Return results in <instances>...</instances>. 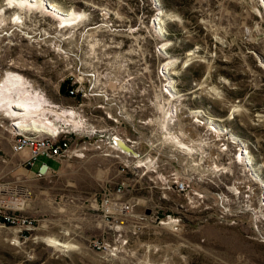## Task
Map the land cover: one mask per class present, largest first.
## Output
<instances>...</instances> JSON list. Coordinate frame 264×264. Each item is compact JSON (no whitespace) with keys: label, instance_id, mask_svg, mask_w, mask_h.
<instances>
[{"label":"rangeland","instance_id":"obj_1","mask_svg":"<svg viewBox=\"0 0 264 264\" xmlns=\"http://www.w3.org/2000/svg\"><path fill=\"white\" fill-rule=\"evenodd\" d=\"M39 1L78 16L64 27L44 8L0 0V86L20 73L57 103L70 77L117 81L154 104L138 116L150 126L121 127L149 163L73 137L83 154L27 174L8 156L11 118L0 110V180L28 195L22 214L36 221L0 226V264H264V0Z\"/></svg>","mask_w":264,"mask_h":264},{"label":"built area","instance_id":"obj_2","mask_svg":"<svg viewBox=\"0 0 264 264\" xmlns=\"http://www.w3.org/2000/svg\"><path fill=\"white\" fill-rule=\"evenodd\" d=\"M101 78L97 72L82 75L80 79L68 78L63 82L66 83V88L62 93V101L55 105L57 109L78 111L82 116V123L85 125L84 132L64 124L60 118H56L55 121L58 131L52 135L37 130L14 129L16 132L12 133L14 136L13 153L18 155L26 149L30 150L28 158L23 161L24 168L31 169L42 158L59 162L79 157L83 154L86 146L77 149L78 151L73 150V137L84 138L89 141V145H91V139L97 138L101 142H105L109 151L107 156L127 159L132 157L135 159L134 166L140 168L138 159L143 157V153L139 151L141 140L125 137L121 127L128 126L134 132L142 126H150L151 118L141 120L138 116L141 115V112L153 110L154 104L150 103L148 107L141 106L135 98L134 90L132 92L124 91L117 81L103 82L101 86H98ZM85 82L88 83V88L84 86ZM85 100L88 101L87 109L84 104L77 102ZM98 112H101L100 117L97 115ZM9 125L13 127L14 122L10 121ZM121 141L128 143L138 153V156L125 151L119 145ZM51 170L52 168L47 163H42L37 175L44 176ZM174 184L178 192H185L189 188L188 182L179 179ZM27 198L26 193L23 196L18 194L17 186L13 181L0 180V226L15 227L22 231H31L35 228L36 221L22 214L27 205ZM120 209L127 211L129 206L123 205Z\"/></svg>","mask_w":264,"mask_h":264},{"label":"bare ground","instance_id":"obj_3","mask_svg":"<svg viewBox=\"0 0 264 264\" xmlns=\"http://www.w3.org/2000/svg\"><path fill=\"white\" fill-rule=\"evenodd\" d=\"M8 4L12 5V7H15L17 9L25 8V7L44 8L45 10L49 11V13L51 12L54 16L61 19V23L65 24L64 27H69L72 21H74L78 16V13L75 11H71L64 14L63 10L58 5L53 3L44 4L39 0H8L7 5ZM33 85L34 84H31V82H29L24 75L20 73L8 71L5 80L0 86V110H5L7 117L16 121L14 122L15 124L13 126L15 127V129L37 130V131H42L43 133L48 135L55 134L58 131V127L55 126L50 121L52 120L50 119V117L45 116V114L47 115V113H51L56 118L63 119L64 123H68V125H71L72 127H74L73 125L77 127L80 125V123L83 124L81 120L82 116H79L80 114L78 111L68 110L63 108L57 109L55 107V104L51 102L48 98H46L45 97L46 95H44L43 92L36 90V88H34ZM190 113L193 115V117L194 116L197 117L196 122H198L201 125H204V122L202 123L201 122L202 120L201 119L199 120V118L201 117V115L198 114L199 112H196L195 114L193 112ZM41 114L43 116H40ZM179 114H181L180 109L173 108L169 112L168 122L174 124L177 121ZM55 117L52 121L55 120ZM207 120L209 119L207 118ZM210 122H207V124L210 123L212 125H215L216 127V124L212 120H210ZM168 126L169 124L167 125V129H169ZM208 127L213 131L214 134L218 131V130L216 131V129L214 130L212 126H208ZM15 132L16 131L14 130V128L11 127V133L15 134ZM172 133L175 134L174 139L176 141L175 140L174 141L176 144H178L179 142L181 146H184L183 149L186 150V152L193 150V148H190L192 146L186 145L185 143L182 142V138L186 137L185 135H183V132L176 130L175 132H171V134ZM12 144H13V140H12ZM11 150H12V146H11ZM23 153L28 154L29 156L30 150L26 149L20 154ZM246 153L248 154L247 151ZM241 158L243 159V156ZM147 163H149L148 160L143 161L142 159H138L139 167L145 166L147 165ZM123 211L126 212L125 210Z\"/></svg>","mask_w":264,"mask_h":264},{"label":"crops","instance_id":"obj_4","mask_svg":"<svg viewBox=\"0 0 264 264\" xmlns=\"http://www.w3.org/2000/svg\"><path fill=\"white\" fill-rule=\"evenodd\" d=\"M64 101H67V100H64ZM60 102H61V99H60ZM60 102H57V103H54V104L57 105V104L60 103ZM4 117L7 118V119H9V118H8L7 116H5V115H4ZM9 120H10V121H13V120H11V119H9ZM8 125H9V124H8ZM11 127H12V126H8V128H6L5 131H10V130H11ZM12 128H13V127H12ZM123 134H124V133H123ZM124 135H125V137H127V138L134 139L133 136L129 137V133H128V132H127L126 134H124ZM83 143H86V142L83 141ZM11 146H12V143H11ZM8 151H9L8 156H12V155H13L14 157H16V159H15L14 162H13V164H14L15 166H16V165H19V166L22 167L23 161H24L25 159L28 158V154L23 153V154L14 155V154L12 153L11 147L8 149ZM139 151H141L140 153L143 152V150L140 149V148H139ZM41 160L43 161V163H45V158H42ZM49 160H50V159H49ZM41 164H42V163H41ZM41 164L38 165V168H37V169H35V167L37 166V163H36V165L33 166L31 169H27V171H26L27 174H29L30 172H31V173H36V171L39 170ZM49 166H51V165H49ZM28 170H29V171H28Z\"/></svg>","mask_w":264,"mask_h":264},{"label":"water","instance_id":"obj_5","mask_svg":"<svg viewBox=\"0 0 264 264\" xmlns=\"http://www.w3.org/2000/svg\"><path fill=\"white\" fill-rule=\"evenodd\" d=\"M13 128L15 129V127H13ZM119 145H120L125 151H127V152H129V153H131V154H133V155H135V156H138V153H137L133 148H131L130 145H129L128 143L121 141V142H119Z\"/></svg>","mask_w":264,"mask_h":264},{"label":"trees","instance_id":"obj_6","mask_svg":"<svg viewBox=\"0 0 264 264\" xmlns=\"http://www.w3.org/2000/svg\"><path fill=\"white\" fill-rule=\"evenodd\" d=\"M65 88H66V83H63V84H62V87H61V90H62L61 92H62V93L65 92Z\"/></svg>","mask_w":264,"mask_h":264}]
</instances>
